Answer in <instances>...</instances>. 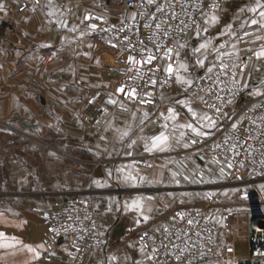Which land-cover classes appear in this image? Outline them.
Listing matches in <instances>:
<instances>
[{"label":"crops","instance_id":"0c3cea01","mask_svg":"<svg viewBox=\"0 0 264 264\" xmlns=\"http://www.w3.org/2000/svg\"><path fill=\"white\" fill-rule=\"evenodd\" d=\"M20 1L0 0V24H4L0 33V188H7L0 190V233L4 234L0 242L13 245L0 248V264H68L64 242L47 248L41 241L44 214L59 206L65 193L89 197L94 208L98 206L108 213L102 218V246L86 254L79 264H143L144 254L135 241L137 233L155 228L157 221L167 215L173 208L171 202L177 200L176 189L193 195L201 188L202 182L195 179L194 172L202 155L186 151L183 145L192 133L179 125L195 123L188 107L197 113L203 111L181 92L171 96L159 92L158 102L149 108L133 106L109 92L120 76L122 53L111 48L104 35L88 34L82 13L92 9L113 19L130 18L135 13L130 8L116 0H39L38 4L27 0L23 6ZM259 2L264 4V0ZM256 3H224L208 15H216V23L206 24L207 31L203 29L193 37L194 45L184 43L186 50L211 41L208 50L193 52L197 74L218 52L229 54L237 64L264 46V28L251 24L253 19L260 20L259 9L256 13L249 11ZM244 30L251 31L245 42L238 39ZM205 57V66H199L196 60ZM237 77L242 85L248 84V95L256 90L264 92V59H248L245 71H237ZM97 91L106 93V115L98 129L80 119L85 101ZM179 100L188 104H178ZM169 107L177 113L175 120L166 119ZM31 120L38 121V138L43 142L37 148L14 130L3 127L6 122L15 126L19 121L29 127ZM50 129L54 138L48 135ZM182 131L187 133L185 137L180 136ZM24 132L30 133V127ZM124 132L128 135L123 136ZM160 132L170 137L164 150L145 151V144L150 147L151 137ZM52 139L63 143H53ZM119 168L124 172H117ZM129 172L145 177V181H125L123 176ZM174 173L176 178L188 177L192 186L176 188ZM136 197L153 198L145 200V214L151 217L147 222L137 211L125 208ZM183 204L187 203L178 205ZM219 214L217 211V217ZM239 214L233 213V217L237 220ZM138 219L140 224L136 223ZM225 230L220 226L219 239ZM246 236L244 247L240 241L237 243L243 254ZM230 242L234 245L235 240ZM230 242L219 241L227 254ZM40 244L44 247L37 249L40 257L34 260V253L24 246L35 248ZM112 256L117 259L111 261Z\"/></svg>","mask_w":264,"mask_h":264},{"label":"built area","instance_id":"2783aa9c","mask_svg":"<svg viewBox=\"0 0 264 264\" xmlns=\"http://www.w3.org/2000/svg\"><path fill=\"white\" fill-rule=\"evenodd\" d=\"M33 4H38L39 0H28ZM123 6L130 8L135 13L143 12L144 15H137L135 22L128 17L113 19L105 14L86 9L82 13V21L85 31L88 34H102L108 38L111 48L120 50V76L115 84L110 88V92L115 96L128 100L133 106L141 108H149L158 102V93L164 92L167 95H175L181 92L187 96L191 104L198 107L203 112L209 115L213 111L205 106L204 101L199 99L203 97L208 103L219 105L224 111L228 112L233 120L223 121L227 126L234 121H239L245 129H251V136L254 139L247 141L252 145V154L244 151L243 147H239L236 151L239 155L228 153V157L234 161L233 169L225 168V175L220 176V165L212 164L214 156L223 161L224 156L217 153L222 152L221 149H215V143L223 141L227 133L223 128L216 132L213 136L197 138L198 144H191L195 134H188L186 141L190 145L186 151H194L201 153L202 159L194 172V177L199 182V187L203 188L202 196L199 200H194L191 203L174 206L164 218L157 221L155 228L140 230L135 241L141 246V236L147 233L145 244L148 251L156 247L160 249L161 244H172L179 247L187 245L188 251L185 252L186 261L191 264H227L225 256L222 254L219 239L220 226L227 227L233 218L235 206L248 205L247 189L234 190L236 186L252 185L253 197L257 204L262 202L260 193L254 189L253 184L264 182V149L261 144L264 143V92L261 96L248 95L246 88L242 84L233 85V73L237 81L238 69L229 68L227 72L219 69L220 60L217 56L211 64L203 68L193 80V84L187 88H182L176 83L175 77H169L164 72L168 61L158 59L151 64L136 65L139 68V73L135 70L132 64L129 63L128 57L134 56L137 60L141 58L142 48L151 49L157 56H162V52L156 51V45L161 48L175 47L177 43H187L197 34L201 32L206 23L207 17L214 10L218 9L224 3L232 0H154L153 6H148L144 0H116ZM171 2L173 8L166 9L171 14L173 11L176 17L171 21L172 27L168 28V21L162 19L164 27L168 30L169 35L165 38H160L159 33L156 37L153 32L143 25L151 22V13L156 12V7ZM27 1H22L25 5ZM213 4L216 7H211ZM60 6L64 7L61 3ZM68 10L71 6L66 7ZM88 16L89 19H85ZM91 24H95L96 28L92 29ZM124 27L121 32L120 28ZM173 32L175 35L173 36ZM250 30H244L239 34L240 41H247L249 35L244 33ZM127 36L129 39L125 40ZM129 41L134 46L129 47ZM143 41V45L138 43ZM178 51L181 50L177 49ZM242 58L237 62V65L243 63L246 66L248 59H254L252 54ZM221 59L227 65H232L233 62L229 55L222 56ZM216 65L212 73H208V68ZM176 65H174L175 67ZM219 76L221 83H214L216 77ZM132 79H129V78ZM211 77V81L209 79ZM157 80L156 84H152L151 80ZM167 80V82H165ZM124 85L126 89L137 88L139 93L138 99H130L123 92H118L117 89ZM215 93V95H213ZM216 95L222 99L217 100ZM232 100L228 104L227 100ZM106 93L103 91L97 92L83 107L80 118L86 125L98 129L106 115ZM141 100H150L151 103H141ZM255 121V124L252 121ZM247 136L248 133L244 132ZM245 145L244 147H246ZM241 177L236 179L235 177ZM174 180V185L179 189H187L192 186L189 179H184V176H178ZM206 194H213L206 198ZM217 210L220 211L217 217ZM182 213V217L177 215ZM192 223L189 224L188 221ZM45 229L43 231L41 241L47 248L56 246L58 242H64L67 246L68 264H79L82 258L95 250H98L103 243V236L100 230V221L95 213L94 204L91 198L76 196L69 193L62 195V201L59 206L47 211L44 214ZM247 236L246 249L243 257L236 259L234 264H264V208H258L257 214L251 217L247 214ZM167 229V232L164 231ZM179 237V239H177ZM151 238V239H149ZM171 242V243H170ZM203 253V255L201 254ZM161 264H177L173 258L165 254L160 249V254L157 258ZM149 264V262H143Z\"/></svg>","mask_w":264,"mask_h":264},{"label":"snow or ice","instance_id":"6c2138e0","mask_svg":"<svg viewBox=\"0 0 264 264\" xmlns=\"http://www.w3.org/2000/svg\"><path fill=\"white\" fill-rule=\"evenodd\" d=\"M144 2L148 5V6H153L154 5V0H144ZM211 7H216L215 4H213ZM169 8H173V4L171 2H166L164 4H161L159 6L156 7V12L155 13H151L152 19L151 22L149 23H145L143 26L145 28H148L150 31L153 32V36L149 37V39H153L154 37H156V34L159 33V37L160 38H165L168 37L169 32L168 30L164 27V24L161 22L162 19H166L168 21V28L172 27L171 21L176 17V13L173 11L171 14H169L166 9ZM259 11V17L260 20H256L253 19L251 20V24L252 25H257L259 24L261 28H264V4H261L259 2V0H257V3L254 7L250 8L249 11L256 13L257 10ZM137 15L143 16L144 13L143 12H139V13H133L131 19L135 22ZM85 19H89L88 16H85ZM217 21V17L216 15H211L210 17H208V19L205 21L206 24H215ZM90 27L92 29L96 28L95 24H91ZM231 27V26H229ZM120 31L123 32L124 31V27L120 28ZM204 31H207V28L204 29ZM175 35V33L173 32V36ZM197 35H199V31H197ZM245 36H248L249 33L245 32L244 33ZM125 40H128L129 38L127 36L124 37ZM239 39V37H238ZM257 39H260V37H257ZM138 43H140L141 45H143V41H139ZM211 44V41H206L204 43H201L197 48L193 49V52L196 54H200L202 53V51H206L209 49V45ZM129 47H133L134 46L131 44V42L129 41ZM156 51L157 52H162L163 55L162 56H157L156 54L153 53V51L151 49H147V48H142L141 52V58L139 60H137L134 56H129L128 57V61L130 64L133 65V67L135 68L136 65H141L143 66L144 64H151L153 61L158 60V59H164L167 60V66L164 68V72H166L169 77L174 76L175 77V81L176 83L183 85H188L191 86L193 84V80L191 79H186L185 76L182 74V70L183 73H187L188 72V65L185 62H181L178 58L180 56V53L177 49L180 48H186V44H182V43H177V45L175 47H164L161 48L159 46V44H157L156 46ZM223 47V46H222ZM233 47L235 48V45H233ZM213 51H215V48L213 47ZM257 60H261L264 59V46H261L258 50H254L252 53ZM225 55H229L227 53L224 52H218L217 53V60H220V64H219V69L221 71H225L227 72L228 69L231 67L233 69H238L239 73H243L245 71V65H243V63H241L240 65L237 64H232V65H227L223 62V60L221 59L222 56ZM205 60L206 57L201 59L198 58L196 60V63L203 67L205 66ZM174 65H176L174 67ZM217 67L216 65H213V67H209L208 68V73H212L213 72V68ZM135 70L139 73L140 69L139 68H135ZM235 75L236 73H233V79L231 81V83L233 85H239L241 82L237 81L235 79ZM129 79H132L131 77ZM210 81H211V77H209ZM167 82V80L165 81ZM222 81L220 80L219 76L216 77L214 83H221ZM152 84H156L157 80L153 79L151 80ZM243 88H247L248 84L244 83L242 85ZM118 92H123L125 95H127L130 99H138L139 98V93L137 91V88H130V89H126V87L124 85H121L118 89ZM213 95H215V93H213ZM252 95L255 96H261L262 93L258 90L253 91ZM199 99H201L202 101H204L205 106L213 111L212 115H209L207 112H202V113H197L196 111L193 110L192 107H188V112L191 113V117L193 119V121H195V123L193 122H187V123H183L180 124L179 127L183 128V129H187L190 130V133L195 134V138L192 139L191 144H198L199 143V139L197 138H202V137H209V136H213L216 132L220 131L222 128L223 130L227 133V135H225L224 139L222 142L220 143H215L214 144V148L215 149H221L223 146V150L222 152L217 153V156L219 155H223L224 156V160L221 161L219 159L216 158V156L213 157L211 163L212 164H216V165H220V176L221 178L224 177L225 175V168L227 169H233L235 167V163L233 160H231L228 157V153H233L234 155H239V152L236 151V149L239 147H243L244 151L248 154H252V145L248 144L247 141L250 139H254V137L251 136V129H245L243 127L242 124H240L239 121H234L230 124V129L231 131H229V126L225 125L223 123V121H227V120H233V117L226 111H224L219 105L215 104V103H208V101H205L203 97H199ZM216 99H222L220 96L216 95ZM110 103H115L114 100H110ZM141 103H151L150 100H141ZM228 104L232 103V100H227L226 101ZM178 104H183V105H187L188 101L186 100H179L177 101ZM177 116V113L175 112V110L171 107L168 108V116L166 117V119H170V120H175ZM145 118H147V114L145 113ZM262 121H264V117L261 118ZM253 124H255V121H252ZM165 127H167V125H165ZM247 132L248 135L245 136L242 133ZM262 135H264V133H261ZM123 136H127L128 133L124 132L122 134ZM187 135L186 132H181L180 136L181 137H185ZM170 140V137L168 135H166L164 132H160L158 135H153L151 137V141L150 144L151 146L149 147L148 143L145 144V151H153L154 149H159L161 151L164 150V146L168 144ZM179 142V140L177 141ZM133 143H135V141H133ZM245 145H247L246 147H244ZM131 146V145H130ZM185 148H188L190 145L185 143L183 145ZM261 148L264 149V143L261 144ZM129 155H131V153H128ZM203 158V157H201ZM261 163H264V160L261 161ZM119 173H123L124 169L119 168L116 170ZM236 179H240L241 177L237 176L235 177ZM123 179L125 181H131L133 183H135V181L137 179H139L141 182L145 181V177L143 176H137V175H133L131 172H129L127 175L123 176ZM173 179L176 180V183H179V180L176 179V174H173ZM184 179H188V177H184ZM95 183H99V181H94ZM203 182V181H201ZM261 189H264V185L260 186ZM210 195L213 194H206V198ZM153 198L152 197H136L135 199L132 200V202L130 204H126L125 208L126 210H135L137 211L141 217H142V221L143 222H147L151 217L147 214H145V208H146V204H145V200L147 201H151ZM148 212H151V208L147 209ZM177 215H180L182 217V213H178ZM141 220H137L136 223L140 224L142 222ZM189 224L192 223L191 220L188 221ZM165 232H167V229H164ZM3 233H0V238L3 237ZM147 236V233H145L143 236H141V249L140 251L144 254V261L145 262H149V264H161V262L157 259L159 254H160V249H162L165 254L169 257V259L173 258L175 261L177 262V264H191L190 261H186L185 258V252L188 251V247L187 245H185V247H179L175 244L171 245V248L169 247V245L166 244H161L160 249L153 247L151 248L150 251H147V245L145 244V237ZM151 239V238H149ZM177 239H179V237H177ZM17 243H19V241H17ZM171 243V242H170ZM13 247L12 244H9L7 242H0V248H10ZM25 248H27V250L31 253H34L33 259H38L40 257V252L37 250L38 248H43L44 245L40 244L37 245L35 248L31 247L30 245H25ZM229 251H231V249H228ZM203 255V253H201ZM54 255V253H53ZM111 261H115L117 258L115 256H112L109 258ZM137 264H139V262H137Z\"/></svg>","mask_w":264,"mask_h":264},{"label":"rangeland","instance_id":"374dc122","mask_svg":"<svg viewBox=\"0 0 264 264\" xmlns=\"http://www.w3.org/2000/svg\"><path fill=\"white\" fill-rule=\"evenodd\" d=\"M22 1H25V0L20 1L21 5H22ZM117 4L120 5V2H117ZM82 23H83V21H82ZM3 26H4L3 23L0 24V33L2 31ZM81 28H83V27L81 26ZM83 30H84V28H83ZM197 38H198V36L195 37V42L197 41ZM193 42H194V39L192 38V40L190 41V44H193ZM184 49L185 48H181V50L179 51L180 56L178 59L181 62H185L188 65V72L183 73V70H182V74L185 76L186 79L194 80L196 75H197V66L194 63L193 48H188L186 50H184ZM97 92H99V91H97ZM97 92H95L94 94H91L87 98V100L84 103V106ZM109 92H110V89H109ZM83 107H82V109H83ZM82 109H81V111H82ZM28 123H29V127H30V133L24 132V130L29 129V127L27 126V123H24V127H23L22 121H19L15 126H11V123L8 125L6 122V125L4 123L3 127L5 129L14 130L16 133L23 136L25 138V140H27L32 147L37 148L40 143H43L38 138V121L37 120H31ZM32 128H34L35 130L33 131ZM48 135H51L52 136L51 138H54V131L51 130V132L48 133ZM51 141L53 143H57V144L58 143L61 144V142L63 143V141H61V139H57V140L52 139ZM34 159L37 160V158H34ZM34 159H32V161ZM261 185H264V182H259V183L253 184L254 189H256L260 193L261 198H262V202L260 204H257L258 208L259 207L264 208V189H261V187H260ZM251 187H252V185H240V186L238 185L235 187L234 190H237V189L249 190V188H251ZM0 190L6 191L7 188H5V187L0 188ZM203 190H204L203 188H199V189H196V192L193 195H188L189 193L187 191L176 189L175 192L177 193L178 197H177V200L171 202L170 207L178 206V204H182V203H191L194 200H199L202 196ZM95 208H94L95 213H96V215L100 221V230L102 233V218H103V216L107 215L108 213H105L106 211L100 210V208H98V206H96ZM51 209H53V208H51ZM234 209H235L234 213H236V212H237V214L240 213L239 218L236 220L235 217H233V219L231 220L229 225L226 227L227 230H225L223 233L220 234L222 239H218V241H220V240L225 241L228 239L229 242L235 240V243H234L235 246L232 244V242L229 243V244H231V247L229 248V249H231V251L228 250V254L226 253L225 249L221 247L222 254L225 256V258L227 260L226 261L227 264H234V261L236 259H239V258H241V256H244V254H243L244 250L240 249L238 247L237 243L240 241L244 247V240H245V236H246V229H245L246 224H245V222L247 219V213H248L247 211L249 210V205L235 206ZM217 211H219V210H217Z\"/></svg>","mask_w":264,"mask_h":264},{"label":"water","instance_id":"95a60500","mask_svg":"<svg viewBox=\"0 0 264 264\" xmlns=\"http://www.w3.org/2000/svg\"><path fill=\"white\" fill-rule=\"evenodd\" d=\"M247 193H248L249 213H250L251 217H253L255 214H257L258 205H257V202L255 201V199L253 197L252 188H249V190H247Z\"/></svg>","mask_w":264,"mask_h":264},{"label":"trees","instance_id":"16d2710c","mask_svg":"<svg viewBox=\"0 0 264 264\" xmlns=\"http://www.w3.org/2000/svg\"><path fill=\"white\" fill-rule=\"evenodd\" d=\"M187 87H188V86H187ZM187 87H186V88H187Z\"/></svg>","mask_w":264,"mask_h":264}]
</instances>
